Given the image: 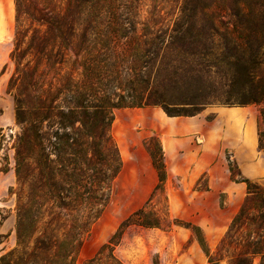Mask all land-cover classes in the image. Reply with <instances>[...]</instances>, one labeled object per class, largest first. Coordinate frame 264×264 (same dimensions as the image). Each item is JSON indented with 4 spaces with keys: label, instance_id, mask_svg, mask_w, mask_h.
I'll use <instances>...</instances> for the list:
<instances>
[{
    "label": "trees",
    "instance_id": "trees-1",
    "mask_svg": "<svg viewBox=\"0 0 264 264\" xmlns=\"http://www.w3.org/2000/svg\"><path fill=\"white\" fill-rule=\"evenodd\" d=\"M230 2L182 0L179 15L165 26L142 21L138 0H16L18 29L22 13L38 28L27 47L33 58L14 79L21 127L18 249L0 264H77L122 168L111 136L116 109L161 106L169 117H193L214 103L255 105L264 151V29L254 30L239 8L248 0ZM18 46L12 58L20 66L26 54ZM212 69L223 74L219 82L208 78ZM182 72L194 74V100L181 98ZM153 140L147 150L158 176L156 195L164 192L167 169ZM233 168L230 162L232 176ZM242 182L247 196L214 252L199 227L186 226L207 264H264V189ZM168 217L144 206L84 264H124L115 254L124 231L180 226Z\"/></svg>",
    "mask_w": 264,
    "mask_h": 264
},
{
    "label": "rangeland",
    "instance_id": "rangeland-1",
    "mask_svg": "<svg viewBox=\"0 0 264 264\" xmlns=\"http://www.w3.org/2000/svg\"><path fill=\"white\" fill-rule=\"evenodd\" d=\"M138 2L142 21L155 19L168 26L179 15L182 0ZM230 3L233 5L232 0ZM242 7L243 14L249 13L253 29H264V0H248V6H239ZM35 28L37 23L22 13L18 29L16 0H0V259L18 249L20 185L15 144L21 127L16 119L14 79L18 69L33 58L27 47ZM216 42V52L220 53L221 41L217 38ZM16 43L19 53L26 54L20 66L12 58ZM181 74L185 84L181 98L194 100V74ZM222 77L217 70H209L211 81L219 82ZM166 117L196 118L198 132L188 134L186 131H193L194 125L170 123ZM259 122V107L255 105L228 107L214 103L193 117H169L161 106L116 109L111 136L122 168L113 182L109 204L82 242L77 264L95 257L121 224L146 205L164 218L168 214V219L178 221L180 226L127 228L115 248L124 264H207L195 234L186 226L191 223L199 227L214 252L247 196L242 180L248 179L264 189V151L255 136ZM153 138L152 145L158 142L163 149L167 169L164 192L156 195L153 193L158 176L147 150ZM203 149L209 150L212 158L201 161Z\"/></svg>",
    "mask_w": 264,
    "mask_h": 264
},
{
    "label": "crops",
    "instance_id": "crops-1",
    "mask_svg": "<svg viewBox=\"0 0 264 264\" xmlns=\"http://www.w3.org/2000/svg\"><path fill=\"white\" fill-rule=\"evenodd\" d=\"M167 119L171 120L170 123H174V124H178V125H185V126H188V125H194V130H190L188 129L186 132L189 134V133H197V119L196 118H188V119H184V120H180V118H168L166 117ZM164 119V118H163ZM182 129V127L180 128V130ZM256 130V129H255ZM256 137H258V131L257 133L255 134ZM193 147V146H191ZM168 153H166V158L168 157L167 156ZM209 158H212V155H211V152L207 149H203V152H202V155H201V161H205V160H208ZM209 164V163H208ZM202 171H200L198 173V176L201 174ZM197 176V177H198Z\"/></svg>",
    "mask_w": 264,
    "mask_h": 264
}]
</instances>
